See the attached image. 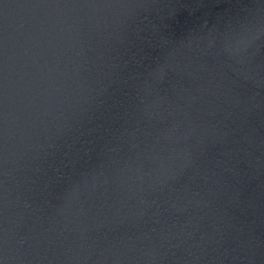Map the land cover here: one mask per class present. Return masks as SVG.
Returning <instances> with one entry per match:
<instances>
[{
  "label": "water",
  "instance_id": "water-1",
  "mask_svg": "<svg viewBox=\"0 0 264 264\" xmlns=\"http://www.w3.org/2000/svg\"><path fill=\"white\" fill-rule=\"evenodd\" d=\"M0 264H264V0H0Z\"/></svg>",
  "mask_w": 264,
  "mask_h": 264
}]
</instances>
